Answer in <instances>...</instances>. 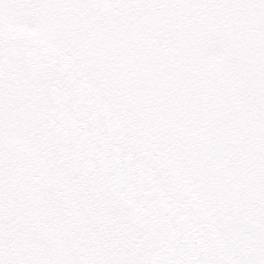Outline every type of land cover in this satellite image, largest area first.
<instances>
[{
    "label": "snow or ice",
    "instance_id": "1",
    "mask_svg": "<svg viewBox=\"0 0 264 264\" xmlns=\"http://www.w3.org/2000/svg\"><path fill=\"white\" fill-rule=\"evenodd\" d=\"M0 264H264V0H0Z\"/></svg>",
    "mask_w": 264,
    "mask_h": 264
}]
</instances>
